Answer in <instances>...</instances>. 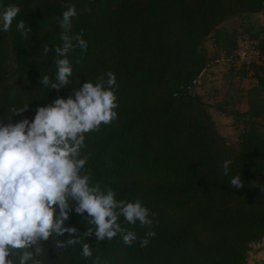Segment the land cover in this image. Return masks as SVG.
<instances>
[{
	"label": "trees",
	"instance_id": "1",
	"mask_svg": "<svg viewBox=\"0 0 264 264\" xmlns=\"http://www.w3.org/2000/svg\"><path fill=\"white\" fill-rule=\"evenodd\" d=\"M11 4L21 12L10 31H0V116L13 105L29 104L13 123L31 120L37 108L67 99L74 88L101 74L112 71L117 77V118L86 134L84 154L90 157L85 170L92 183L113 188L118 200L141 199L157 215L151 229L120 218L123 227L137 233L130 247L119 236L100 244L94 235L88 238L92 259L100 255L107 264H247L251 244L264 238V192L257 187L264 185V26L223 36L219 25L235 14L264 13V0H0V11ZM67 4L76 5L73 33L83 31L88 49L68 57L74 83L49 91L39 78L55 79V53L42 56V45L54 49L62 43L57 18ZM85 5L91 13L83 12ZM20 20L32 29L27 40L17 31ZM239 32L254 41L261 56L228 75L251 73L256 79L246 92L248 108L231 109L227 101L218 106L246 119L235 146L218 130L209 103L193 86L212 61L204 48L208 36L214 33V43L223 49L216 58L235 64ZM7 41L16 63L14 80L6 65ZM225 160L232 161L228 176L222 169ZM238 174L244 182L239 190L229 185ZM82 219L73 211L65 227L86 231ZM149 230L156 235L142 248L139 238ZM60 239L67 240L68 234ZM50 245L45 242L43 264H92L82 257L81 245L64 250Z\"/></svg>",
	"mask_w": 264,
	"mask_h": 264
},
{
	"label": "clouds",
	"instance_id": "2",
	"mask_svg": "<svg viewBox=\"0 0 264 264\" xmlns=\"http://www.w3.org/2000/svg\"><path fill=\"white\" fill-rule=\"evenodd\" d=\"M35 6V5H34ZM58 17L62 42L54 49L43 43L42 56L55 53V79L40 76V85L51 90L66 89L74 83L73 67L69 55L76 49L86 52L88 42L84 33H73V20L78 17L75 4L65 5ZM89 5L83 12L91 13ZM21 8L11 4L0 11V31H10ZM18 33L27 40L30 27L23 20L16 24ZM80 61L77 59L76 63ZM75 83H79L77 79ZM117 77L107 71L96 81L89 80L73 89V95L57 98L51 104L37 108L33 119L25 118L13 123V117L29 110V104L15 105L0 116V264H43L40 257L45 252V242L64 250L81 245L82 257L92 259V246L87 239L93 235L97 244L120 237L126 246L137 242V233L119 222L151 229L157 214L142 204L141 199L129 202L117 199L115 190L92 183L85 166L90 154L86 134L110 125L117 118ZM231 160L222 164L223 174L229 175ZM230 187L241 189V175L231 178ZM264 192V185L257 184ZM83 219L86 231L75 226L65 227L70 213ZM158 223V222H157ZM68 234L67 240L60 237ZM155 231L149 230L139 238L142 248L150 244ZM92 264H107L100 255Z\"/></svg>",
	"mask_w": 264,
	"mask_h": 264
},
{
	"label": "rangeland",
	"instance_id": "3",
	"mask_svg": "<svg viewBox=\"0 0 264 264\" xmlns=\"http://www.w3.org/2000/svg\"><path fill=\"white\" fill-rule=\"evenodd\" d=\"M252 21H251V20ZM249 19L247 14H235L229 17V20L227 21L226 25L221 27V34L224 36H230L234 34V32H237L238 30H247L249 28H252L253 30H256L259 26L253 24V21L259 20L255 16H251ZM217 55H212L213 58H216ZM244 64H250L245 62H240L238 59L234 63L230 62L229 69L226 70V73L224 74V81H217L218 79L214 80H207L206 82L202 84L196 83L193 86V92L200 94V91L203 92L205 96H208L210 92H207L206 89L207 86H210V83L214 81L217 84H214L216 87V90L218 91L219 97H215L212 99V103H209V110L212 113V116L216 122L218 130L226 136L229 143L232 145L237 146L238 139L240 132L243 128V126L246 124V119L243 116L239 115H232L226 114V112L218 109V106H220L221 102L229 101L228 108L233 109L232 107L240 106L241 102L246 101V92L247 89L255 82V78L251 75V73L248 74H235L231 76H227L226 74L230 72L231 70L236 71L237 68L239 70L240 66ZM6 65L7 68L11 71L10 74V80L15 79L14 75V67L16 65L13 55V50L11 47L10 41H7V54H6ZM230 74V73H229ZM203 85V87H202ZM202 87V88H201ZM209 88V87H208ZM212 92V91H211ZM228 93H231V100H228L225 95ZM202 97L204 95L200 94ZM210 99V98H208ZM215 106V107H214ZM227 108V109H228ZM260 123L263 125L264 128V117L260 118ZM262 261H264V244L258 245L257 242L252 243L250 250H249V256L247 264H259Z\"/></svg>",
	"mask_w": 264,
	"mask_h": 264
},
{
	"label": "crops",
	"instance_id": "4",
	"mask_svg": "<svg viewBox=\"0 0 264 264\" xmlns=\"http://www.w3.org/2000/svg\"><path fill=\"white\" fill-rule=\"evenodd\" d=\"M245 14L248 15L249 19H250L251 16H255V17H257L259 19V20H256L255 22L253 21V24H255L257 26H259V25H263L264 26V13L263 12H250V13H245ZM228 20H229V18L224 20L219 25V28L225 26ZM213 34H210L208 36L207 40L204 43V48H205L207 54L209 56H211V57H212V55L221 54L222 50H223L222 48H219V46L217 44L214 43ZM229 65H230V61L229 60L222 59V58H216L215 60H213V57H212L211 63L206 67V69L204 70L202 76L198 79L197 83L198 84H202V83L206 82L207 80H214V79H218V78H220V79L217 80V81H220V80L224 81L225 80L224 79V74L226 73V70L229 69ZM228 75H229V72L226 74V77ZM214 81H212L210 83V86H207V88H206L208 90L207 92H210V94L208 96H205L203 94V92L200 91V94L204 95L203 98L208 103H212V99L213 98L219 97L218 91L216 90L217 85L216 86L214 85V84H217V83H215ZM255 82H256V79H255ZM202 87H203V85H202ZM225 96H226V98L228 100H231V98H232L231 97V93H228ZM208 98H210V99H208ZM227 102H229V101H227ZM235 107L239 108L240 110H246L248 108V102L247 101H243V102H241L240 106L238 105V106H235ZM230 116H232V115H230ZM255 242H257L258 245H262V244H264V238L262 240L255 241ZM255 242H253V243H255Z\"/></svg>",
	"mask_w": 264,
	"mask_h": 264
},
{
	"label": "built area",
	"instance_id": "5",
	"mask_svg": "<svg viewBox=\"0 0 264 264\" xmlns=\"http://www.w3.org/2000/svg\"><path fill=\"white\" fill-rule=\"evenodd\" d=\"M260 56V50L255 46L254 41L251 40L245 32H239L237 59L240 62L251 63L259 61ZM222 59L229 60L227 58Z\"/></svg>",
	"mask_w": 264,
	"mask_h": 264
}]
</instances>
